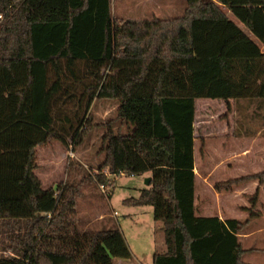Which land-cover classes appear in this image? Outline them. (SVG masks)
<instances>
[{
    "label": "trees",
    "instance_id": "1",
    "mask_svg": "<svg viewBox=\"0 0 264 264\" xmlns=\"http://www.w3.org/2000/svg\"><path fill=\"white\" fill-rule=\"evenodd\" d=\"M111 3L0 0V264L131 257L118 229L76 232V187L44 190L34 174L36 147L81 144L96 100L117 103L115 120L140 102L148 108L139 136L108 121L96 182L112 192L116 177L149 176L123 203L151 207L162 224L165 251L152 264H244L238 234L255 214L243 222L196 214L193 124L198 99L264 100V0H186L180 17L150 21L116 20ZM249 181L264 185V169L213 189ZM249 200L254 208L258 189Z\"/></svg>",
    "mask_w": 264,
    "mask_h": 264
},
{
    "label": "rangeland",
    "instance_id": "2",
    "mask_svg": "<svg viewBox=\"0 0 264 264\" xmlns=\"http://www.w3.org/2000/svg\"><path fill=\"white\" fill-rule=\"evenodd\" d=\"M186 8V0H112L111 13L116 20L150 21L154 18L170 20L180 17ZM228 17L249 36V32L227 10L222 9ZM197 101L194 118V146L198 166L199 137L216 134L218 124L228 115L224 104L216 101ZM117 103L110 100H96L89 110V129L85 132L81 144L64 148L58 142H49L35 148L37 168L34 171L44 190L61 185L76 187V232H97L118 229L129 247V259H113V264H152V255L156 251H165L162 224L153 220L152 208L149 206L129 207L123 201L137 198L141 190L147 188L142 176H124L115 178L113 191L105 189L102 193L96 182L98 167L103 161L102 144L104 135L112 127L119 128L125 134L128 130L136 136L144 132V121L148 108L140 102L136 108L123 110L120 120L117 116ZM117 130V131H118ZM114 132H116L114 130ZM59 193V192H57ZM56 193V195H57ZM112 193L110 196L109 194ZM18 208L13 215H21ZM101 217V218H99ZM264 227L261 221H253L251 226ZM264 242V233L257 236ZM263 261L264 254L258 255ZM248 262V258H244Z\"/></svg>",
    "mask_w": 264,
    "mask_h": 264
},
{
    "label": "crops",
    "instance_id": "3",
    "mask_svg": "<svg viewBox=\"0 0 264 264\" xmlns=\"http://www.w3.org/2000/svg\"><path fill=\"white\" fill-rule=\"evenodd\" d=\"M259 47L264 55V45L259 44ZM198 100H201L200 103L216 101L224 104L225 114L228 116L218 124L216 134L199 137V142L203 146L201 156L199 154L202 160L200 167L196 161L194 146L196 214L204 218L216 217L220 221L243 222L248 218V210H251L255 216L249 220L246 229L238 234V240L242 249L248 251L243 257L244 264H263L257 257L264 254V242L260 238L258 243L255 238L264 233V227L251 225L255 220L264 223V185H258L257 181H249L243 185L233 186L228 192H216L213 185L254 175L264 169V100L252 101L249 107L248 103L242 100L237 102ZM198 100L195 101V112ZM94 105L95 101L92 107ZM243 106L247 107L245 113L252 118L242 119ZM142 177L149 178L147 174ZM256 189L258 203L251 208L249 197ZM245 257L248 258V262L244 261Z\"/></svg>",
    "mask_w": 264,
    "mask_h": 264
},
{
    "label": "water",
    "instance_id": "4",
    "mask_svg": "<svg viewBox=\"0 0 264 264\" xmlns=\"http://www.w3.org/2000/svg\"><path fill=\"white\" fill-rule=\"evenodd\" d=\"M149 182H150V178H145V179H144V184H145L146 186L149 184Z\"/></svg>",
    "mask_w": 264,
    "mask_h": 264
},
{
    "label": "built area",
    "instance_id": "5",
    "mask_svg": "<svg viewBox=\"0 0 264 264\" xmlns=\"http://www.w3.org/2000/svg\"><path fill=\"white\" fill-rule=\"evenodd\" d=\"M100 190L102 193H105V187L104 186H100Z\"/></svg>",
    "mask_w": 264,
    "mask_h": 264
}]
</instances>
